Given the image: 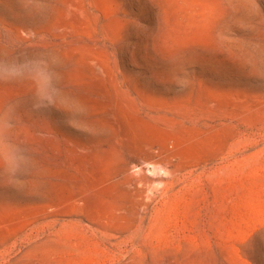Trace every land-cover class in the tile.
Instances as JSON below:
<instances>
[{
	"label": "rangeland",
	"instance_id": "1",
	"mask_svg": "<svg viewBox=\"0 0 264 264\" xmlns=\"http://www.w3.org/2000/svg\"><path fill=\"white\" fill-rule=\"evenodd\" d=\"M0 264H264V0H0Z\"/></svg>",
	"mask_w": 264,
	"mask_h": 264
}]
</instances>
